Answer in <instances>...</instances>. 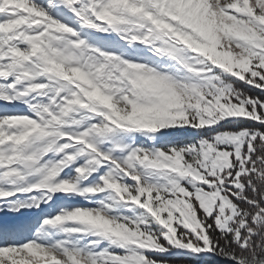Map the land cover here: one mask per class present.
<instances>
[{
	"label": "snow or ice",
	"instance_id": "snow-or-ice-1",
	"mask_svg": "<svg viewBox=\"0 0 264 264\" xmlns=\"http://www.w3.org/2000/svg\"><path fill=\"white\" fill-rule=\"evenodd\" d=\"M0 264H264V0H0Z\"/></svg>",
	"mask_w": 264,
	"mask_h": 264
}]
</instances>
